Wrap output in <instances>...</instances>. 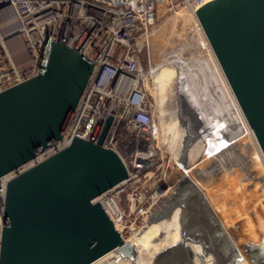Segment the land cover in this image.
I'll list each match as a JSON object with an SVG mask.
<instances>
[{
    "label": "water",
    "instance_id": "obj_1",
    "mask_svg": "<svg viewBox=\"0 0 264 264\" xmlns=\"http://www.w3.org/2000/svg\"><path fill=\"white\" fill-rule=\"evenodd\" d=\"M195 13L264 157V0H210ZM44 48L36 74L0 90V178L62 138L93 68V61L60 38L47 39ZM191 141L185 134L180 161H186ZM128 174L117 150L78 135L13 174L0 198V264H90L126 245L106 210L93 199ZM188 181L209 219L193 207L192 230L181 229L182 239L161 250L152 264H193L188 241L199 242L215 264H236L241 252L203 192ZM241 248L251 264H264V235L246 239Z\"/></svg>",
    "mask_w": 264,
    "mask_h": 264
},
{
    "label": "built area",
    "instance_id": "obj_2",
    "mask_svg": "<svg viewBox=\"0 0 264 264\" xmlns=\"http://www.w3.org/2000/svg\"><path fill=\"white\" fill-rule=\"evenodd\" d=\"M164 1L171 0H0V21L7 22L0 27H10L7 31L10 35L1 33L0 29V90L39 71L47 39H62L77 47L94 63L62 138L27 164L0 178L1 200L4 199L7 179L56 153L70 143L73 135H78L93 138L105 147L117 150L129 167L125 180L103 190L93 199L106 210L115 228L122 232L125 208L133 207L139 213L144 211L141 194L128 195L121 203L120 191L142 167L140 154L153 134L152 104L144 85L138 38L154 24L157 7ZM207 1L210 0H181L194 15L193 26L200 32L204 49L214 57L195 13ZM9 39L22 45L19 61L13 54L7 55L2 47V40L7 45ZM7 48L10 49L8 45ZM247 127L250 128L248 124ZM252 134L255 139L253 130Z\"/></svg>",
    "mask_w": 264,
    "mask_h": 264
},
{
    "label": "rangeland",
    "instance_id": "obj_3",
    "mask_svg": "<svg viewBox=\"0 0 264 264\" xmlns=\"http://www.w3.org/2000/svg\"><path fill=\"white\" fill-rule=\"evenodd\" d=\"M156 14L157 17L152 27L148 28L147 32L138 38V45H140V66L143 74H145L144 85L147 89L150 101L152 100L153 119L154 124L156 125L153 129V134L150 137V141L147 142L145 147L142 148L144 151H148L147 157L142 162L140 161L142 167L132 178V180L124 183V189L120 191L121 203H124V200L128 195L132 196L134 193H137L138 195L141 194L143 197L142 200L146 203L144 205L145 211L139 213L133 207L125 208L126 210L124 212L123 219L125 225L122 229V237L130 238L131 236L139 234L148 225L149 220H163V218L168 216L171 210L178 207L179 205V207L182 209H186L185 213L182 211L180 215V220L182 222L181 229L185 230L186 232H190L192 230L191 222L194 221V218L190 219V214L194 207L193 203H191V200L195 201L196 203L199 197L196 195L198 193L192 190V184L189 181L187 182L188 178H190V180L194 181V183L198 186L200 191L203 192V195L205 199H207L209 205H212L211 207L216 214V217L219 221H221V224L231 236L237 249L241 252V255H239L235 262H237L241 256H244L248 264H251L248 261L244 250L241 248V243L245 242L246 239L257 240L261 235H264V166L263 164L261 165L260 161L255 158L256 156H254L255 146L252 145L251 139L248 138L249 135H245L241 130L235 129V131L232 129V127V133L230 135L231 142L229 143L230 145L227 148L224 146L223 148H225V150L221 152L219 157L216 156L215 159L212 156L219 153V150L215 152H209L206 154V156L199 158L198 161L192 165V168L187 170L186 173L189 172L188 176H185V170H183L180 163L177 162V158L176 160H173L172 153L170 152V149L167 148L168 138H164L162 136L164 133H167L168 136H170L172 133L169 130L165 131L163 129L160 119L163 112L161 110V103L167 105L169 98L168 96H164L162 98L163 101L158 103L160 99V89H158L156 86L158 85V81L156 80L157 78H155L154 73L160 68L158 66L159 63H162L163 61L166 62L168 58L175 57V52H177L182 57L191 59L190 61H194V59L201 60L199 63L202 65L201 73L204 71L205 77L206 75L207 77L210 76L213 86L216 89V98L219 99L220 97V102L223 106L221 110L223 109L226 111L227 115H230L229 118L234 119H231L233 123H236L237 116H235L232 109L227 107L229 103L226 100L227 98L223 92V89H221L215 79L212 59L207 53L206 49L202 47V44L199 43L201 40V35L197 34L192 27L194 20L187 10V7L183 5L181 0L164 1L158 5ZM184 26L185 28H183ZM9 28H0L1 33H7ZM154 31L157 32V34ZM11 40L10 43H8V47L12 50V52H14V59L19 61V57L22 56V45L18 41L12 40V43ZM173 66L176 79L172 81V88H174V85H176V82L180 78L178 75V65L174 64ZM190 66L191 69H197V66L194 64L189 65V68ZM178 90L179 88L176 86V92H178ZM172 98L174 99L175 97ZM209 100L210 98L208 94V101H206L208 108L210 105H212V102H209ZM217 104L216 106L219 108ZM171 105L172 107L175 106L176 108V104ZM217 107L216 111H218ZM209 119L212 120V118ZM210 157H212L214 160ZM253 174L256 175L254 176ZM182 180L184 181L183 184L185 185H182L180 188L181 190L179 189L174 193L175 188H177L180 181ZM165 195L168 196L170 200L168 197L166 198ZM242 221L246 222L247 224L240 226L238 229L232 230V224ZM152 244L153 243L149 245L151 246ZM172 245H175V243ZM114 251L129 257H135L136 254V249L131 244L120 246L119 248L114 249ZM159 253L160 252L156 253L155 256H157ZM212 262L215 264L214 259Z\"/></svg>",
    "mask_w": 264,
    "mask_h": 264
},
{
    "label": "bare ground",
    "instance_id": "obj_4",
    "mask_svg": "<svg viewBox=\"0 0 264 264\" xmlns=\"http://www.w3.org/2000/svg\"><path fill=\"white\" fill-rule=\"evenodd\" d=\"M187 10L189 11L191 17L194 20V15L190 12V10L188 8H187ZM184 13H186V12H184ZM6 23L7 22L5 20L2 22L0 21V26L6 25ZM192 27L194 28L193 25H192ZM183 28H185V26ZM162 29H163V27H162ZM162 29H160V30H162ZM194 30L197 34L200 33L198 30H196V28H194ZM155 33L157 34V32H155ZM9 35H7V36H9ZM153 35H155V34H153ZM7 36H4V37H7ZM10 40L11 39L8 40L7 45H8V43H10ZM12 43H13V41H12ZM199 43L202 44V47H205V43H204L202 37H201V40L199 41ZM1 44H2L3 49H5L7 55L12 56V54L14 52H12V50L7 48V45H6V43H4L3 40L1 42ZM174 54L176 55L175 57L168 58V60L166 62L163 61L162 63H159L158 66L160 68L154 74H155V78H157L156 80L158 81L157 82L158 85H156V86L158 87V89H160V99L158 97V99H159L158 103L159 102L161 103L163 101L162 98L164 96H168V98H169L167 105L161 103L162 104L161 110L163 112H162V114L160 113L161 114L160 119H161L163 129L165 131L169 130L172 134L170 136H168L167 133H164L162 136L164 138H168L167 148L170 149V152L172 153L173 160H176V158H177V162H179L182 169L185 170V172H184L185 176L189 175V172L186 173L187 170L191 169L192 165H194V163L196 161H198L199 158L206 156L207 153L213 152V151L215 152V151L219 150L220 151L219 153L212 156V157H214V159L216 156L219 157L221 152H223L225 150V148H227L230 145L229 143L231 142V140H230L231 137H229V136L232 133L231 127L233 130H235V129L241 130L244 132L245 135H249L248 138L251 139L252 145L255 146L254 156H256L255 158L260 161L261 165L263 164V166H264V159H263L261 152H260V149H259L258 145L256 144V141L253 137L252 130L247 127L244 116H242V114L240 112V109L238 107L239 105H238L237 101L235 100V97L233 96V93L230 89V86H228L226 78H225L223 72L221 71L219 64L217 63L216 58L213 57L212 54H210V57H211L212 62H213V67H214L213 71L215 72V79H216L217 83L219 84V86L221 87V89H223L224 94L226 95L227 99L226 98L225 99L229 103L227 107L232 109L235 116H237L236 123H233L231 121V119H233V118H229L230 115H227L226 111H224L223 109L221 110V108L223 106H222V103L220 102V97H219V99H217V102H218L217 105L219 106V108L217 107L218 108V112H217L218 115L216 116L217 118L213 119L214 117L210 116L209 112H211L212 105H210V107L208 108V105L206 103V101H208L209 92H208V89L205 85V80L207 77L204 76V71H203V73H201L202 72V68H201L202 65L199 64L201 62V60H199V59L195 60L194 59V61L193 60L190 61L191 59L182 57L177 52H175ZM205 57H207V56H205ZM26 64H29V62H27ZM174 64L178 65V70H179L178 75L180 78L176 82V85H174V88H172L173 87V86H171L172 81L174 79H176V77H175L176 74L174 73V66H173ZM192 64L196 65L197 69L196 68L191 69V66L189 68V65H192ZM211 66H212V64H211ZM145 81H147V80H145ZM176 86H177V88H179L178 92H176ZM173 91H174V93H173ZM172 97H175V98L173 99ZM209 102H210V100H209ZM224 103H225V101H224ZM171 104H173V105L176 104V108H175V106L172 107ZM177 104H178V107H177ZM225 105H227V104H225ZM230 106H232V107H230ZM205 109H207V110H205ZM227 111H228V109H227ZM158 112H159V110H158ZM205 113H209V116L208 117L205 116ZM209 118H212V120H210ZM155 125L156 124H154V126H153L154 128H155ZM186 132H187V134L191 135L192 141L190 143L189 149H188L187 154H186V161H180L178 159V155L180 153V149H181L180 146H181L182 139L184 138ZM224 146H225V148H223ZM147 155H148V151L146 150L140 154V158L142 160H144L147 157ZM242 156H243V154H242ZM244 156H246V155H244ZM212 157H210V158L213 159ZM238 157H237V159H238ZM226 158H227V156H226ZM217 160H218V158H217ZM227 161H229V160H227ZM254 164H255V162H254ZM216 168H218V167H216ZM255 168H256V166H255ZM214 169H215V167H214ZM263 172H264V170H263ZM8 175L9 174H7L6 176H8ZM253 175L255 176L256 174H253ZM205 177H206V175H205ZM261 179H263V178H261ZM202 180H204V179H202ZM263 183H264V181H263ZM200 188H202V187H200ZM167 197L168 196H166V198ZM181 212H182V208L178 206V207L174 208L173 210H171V212L168 214V216L163 218V220H156V221L155 220L154 221L149 220L148 225L146 227L144 226L145 228L139 234L131 236L130 238H124L125 244H131L133 247H135V249H136L135 257L124 256L121 253L120 254L116 253L113 249V250L105 252L104 255H102L99 258H97L96 260L90 262V264H152L156 253L160 252L166 246H171L174 243L175 244L178 243L179 240L182 239L180 237L181 236V227H182V222L180 220ZM145 222H147V221H145ZM121 236H123L122 232H121ZM233 237H234V235H233ZM151 243H153V244L150 246L149 244H151ZM188 246L193 251V264H213V262H212L214 259V257H212L213 255L210 253L209 254L203 253V251L201 250V245L199 242L188 241ZM236 264H248V262L244 258V256H241V258H239V260L236 262Z\"/></svg>",
    "mask_w": 264,
    "mask_h": 264
},
{
    "label": "flooded vegetation",
    "instance_id": "obj_5",
    "mask_svg": "<svg viewBox=\"0 0 264 264\" xmlns=\"http://www.w3.org/2000/svg\"><path fill=\"white\" fill-rule=\"evenodd\" d=\"M206 77H207V75H206ZM205 85H206V87H207V89H208V92H209V98H210V101L212 102V109H211V112H209L210 113V115L212 116V117H214L213 119H216L217 117V115H218V111H216L217 109H216V104L218 103V102H216L217 100V98H216V89H215V87L213 86V82H212V80H211V78H210V76H208L207 78H206V80H205ZM208 109V108H207ZM207 109H205V110H207ZM209 113H205V116H209ZM197 196H199V194H196ZM200 196L198 197V200L196 201V203H195V201H193V200H191L192 202L191 203H193V206L195 207V210L198 212L199 211V213L203 216V218L205 219V220H208L209 219V216L207 215V212L205 211V208L202 206V205H200L199 204V202H200ZM182 211H183V213H185V211H186V209L184 208V209H182ZM198 215V214H197Z\"/></svg>",
    "mask_w": 264,
    "mask_h": 264
}]
</instances>
